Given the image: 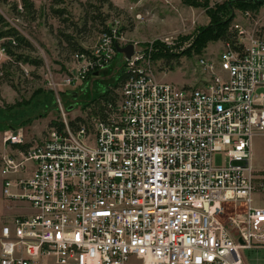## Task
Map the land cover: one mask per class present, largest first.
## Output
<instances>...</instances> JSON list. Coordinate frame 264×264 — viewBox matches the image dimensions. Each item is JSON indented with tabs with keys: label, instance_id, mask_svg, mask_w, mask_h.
<instances>
[{
	"label": "built area",
	"instance_id": "obj_1",
	"mask_svg": "<svg viewBox=\"0 0 264 264\" xmlns=\"http://www.w3.org/2000/svg\"><path fill=\"white\" fill-rule=\"evenodd\" d=\"M257 26L231 23L230 40L199 59L198 87L159 83L150 54L134 52L118 98L104 97L95 116L68 120L61 108L37 143L6 132L2 196L32 213L1 225L0 264H245L241 250L264 236L253 200L264 176L251 164L253 139L264 138ZM102 36L91 55L75 54L77 79L112 65L118 43ZM227 205L243 207L235 239L218 219Z\"/></svg>",
	"mask_w": 264,
	"mask_h": 264
},
{
	"label": "rangeland",
	"instance_id": "obj_2",
	"mask_svg": "<svg viewBox=\"0 0 264 264\" xmlns=\"http://www.w3.org/2000/svg\"><path fill=\"white\" fill-rule=\"evenodd\" d=\"M230 1L110 0V8L94 0H29L33 8H25L21 0H0V17L31 46L17 48L14 39L0 37V156L9 130L21 129L27 141L37 143L60 123L61 108L68 120L83 121L96 115L107 91L118 98L123 75L122 67L117 71V52L103 73L88 74L84 81L76 78L83 62L75 54L91 55L104 33L121 48L132 45L133 53L150 54L159 83L200 86L204 77L199 59L222 49L224 40L216 37L220 29L216 23L229 15L223 7H231ZM229 10L235 15L233 21L249 29L257 22L258 34L264 38V5L257 12L246 11L251 20L234 3ZM3 24L0 33L7 29ZM253 145L257 147L253 163L258 165L254 169L257 177L264 176V138H254ZM253 200L254 205H264V191L255 192ZM24 207L27 204L3 198L0 177V227L15 216L27 215ZM242 214L243 207L227 205L218 216L233 239L238 231L231 220ZM263 237L252 249L241 250L245 264H264ZM36 264L55 263L48 257ZM128 264L140 263L132 260Z\"/></svg>",
	"mask_w": 264,
	"mask_h": 264
},
{
	"label": "trees",
	"instance_id": "obj_3",
	"mask_svg": "<svg viewBox=\"0 0 264 264\" xmlns=\"http://www.w3.org/2000/svg\"><path fill=\"white\" fill-rule=\"evenodd\" d=\"M21 1H22L25 8H27V7L33 8V4L31 2H29V0H21ZM94 1L99 3V4L105 3L110 8H112V4H111L110 0H94ZM230 2H231V7H232V4L234 3L236 5V7L243 9L242 12H246V11L257 12V9L259 8V6L264 5V2L262 4H254V3H247V2H244L242 0H232ZM231 7L227 6V5H225L223 7V9H226L227 11H229V13H228L229 15L227 17H225V19L217 21V23H216V26L220 27V29H218V34L216 35V37L220 40H224V41L230 40V38L233 36L232 33L229 31L231 23H232L233 19L235 18V15L233 13H231L229 10ZM2 23H4L3 27H6L7 29L0 33L1 38H12V39H14L15 43L17 45V48H19L21 46H28V48H31L30 44L26 40H24V38H22L15 29L10 28L8 25H6L3 18L0 17V25ZM102 25H104V23ZM106 29L107 28L104 26V30H106ZM77 50L81 51L82 48H77ZM8 54H12L10 49H8ZM108 95H109V92L107 91L101 97H103V96L107 97Z\"/></svg>",
	"mask_w": 264,
	"mask_h": 264
},
{
	"label": "water",
	"instance_id": "obj_4",
	"mask_svg": "<svg viewBox=\"0 0 264 264\" xmlns=\"http://www.w3.org/2000/svg\"><path fill=\"white\" fill-rule=\"evenodd\" d=\"M247 3H254V4H262L264 0H242ZM116 52L120 56V61L118 62L117 71H119L123 65V59L127 58L129 59L133 54V47L132 45H128L126 47H119L116 45ZM97 73H94V76H97ZM240 242V241H239Z\"/></svg>",
	"mask_w": 264,
	"mask_h": 264
},
{
	"label": "crops",
	"instance_id": "obj_5",
	"mask_svg": "<svg viewBox=\"0 0 264 264\" xmlns=\"http://www.w3.org/2000/svg\"><path fill=\"white\" fill-rule=\"evenodd\" d=\"M182 84H184V83H182ZM256 149H257V147H254V145H253V142H252V148H251V152H252V156H251V164H252V167L254 168V166L255 167H258V165H257V163L255 162V163H253V160H255V158L253 157L254 156V152L256 151ZM255 206H258V205H255ZM259 207H263L264 208V205H261V206H259ZM27 208V209H26ZM24 211H26L28 214L29 213H31V209L29 208V207H24ZM26 214V213H25ZM264 238V237H263ZM263 240V239H262ZM261 240V241H262ZM257 251V250H256ZM261 261H263L262 259H261ZM248 264V263H247Z\"/></svg>",
	"mask_w": 264,
	"mask_h": 264
}]
</instances>
